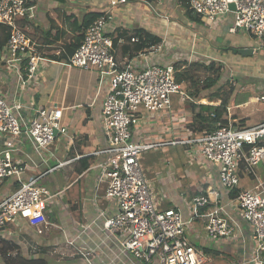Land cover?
<instances>
[{"label": "crops", "instance_id": "0c3cea01", "mask_svg": "<svg viewBox=\"0 0 264 264\" xmlns=\"http://www.w3.org/2000/svg\"><path fill=\"white\" fill-rule=\"evenodd\" d=\"M29 1L35 7V17L20 20V25L28 36L40 44L44 53H50L53 57L43 62L39 76L32 83L22 87L18 71L7 64L9 33L0 26V89L9 103L21 105L23 123L33 119L36 110L51 105L61 106L62 125L66 134L59 133L54 144L41 150L30 145L25 136L17 142L13 155L15 160L25 162L27 169L23 174L24 180L47 174L42 185L54 197L49 202V225L46 229L39 232L27 221L18 219L0 232V240L18 246L23 257L46 255L51 260L50 264H162L159 256L147 262L122 252L103 229L105 219L100 213L104 212L107 218L116 212L115 203L105 198V186L99 182L100 170L96 166L107 160V155L100 152L108 145L102 124V110L109 84L106 81L99 86V73L95 68H68L65 64L80 43L78 36L82 32L83 19L88 12L111 14L113 20L107 25V33L113 37L115 57L121 64L127 60L133 61L136 70L150 64L168 65L180 60L206 64L220 62L229 50L239 54L241 49H253V53L247 55L253 60L258 52L264 54V49L252 34L231 31L234 21L232 13L215 22L199 17L197 20L192 19L187 13L188 0H128L116 7H112L109 0ZM139 30L161 38L158 47L150 48H154L150 54L146 52L150 49L137 51L136 43L130 41L131 36ZM232 62L238 65L245 63L235 59ZM242 78L244 82L248 80L246 75ZM262 82L258 81L249 87H258L255 90L262 95ZM221 84L219 82L211 90L202 91L195 99L189 95L187 98L178 95L180 98L176 102L174 96L169 112L141 111L137 114L140 125L135 128L136 138L174 142L172 145L182 144L188 151V145H191L188 141L202 135L195 133L194 137L191 133L192 124H196L197 128L199 126L194 118L201 112V106L221 103L219 98L212 97L222 92ZM233 91L231 87L224 117L231 118L238 128L264 123V116L256 122L250 120L258 112L259 95ZM240 93L242 99L237 103ZM179 116H184V120ZM3 141V136H0V150ZM198 156V170L185 169L179 180L174 182L180 188L185 178L189 177L191 181L186 183V190L180 194L175 190L174 195H169L166 187L169 178L164 177L158 180L159 193L166 192L168 198L164 203L156 199L164 207L177 206L188 220L192 216L190 204L193 197L201 191L218 190L219 203L226 207L231 221L238 225L235 234L224 239L210 238L205 226L211 207H205L189 224L187 238L201 250V254H208V258L202 256L203 264H243L253 252L254 229L243 220L237 206V196L240 191L251 188L258 178L264 180V161L254 172H250L242 161L238 169L240 185L237 190L228 192L220 182L218 166L205 161L200 154ZM53 161L56 164L52 165ZM56 171L62 173L58 180L53 178ZM18 187L17 180H12L9 185L0 183L4 196L13 194ZM69 239L76 240V246L89 253V261L81 255L72 254V249L65 245ZM57 246L62 248L58 249ZM52 249L60 256L54 255ZM0 264H5L1 257Z\"/></svg>", "mask_w": 264, "mask_h": 264}, {"label": "built area", "instance_id": "2783aa9c", "mask_svg": "<svg viewBox=\"0 0 264 264\" xmlns=\"http://www.w3.org/2000/svg\"><path fill=\"white\" fill-rule=\"evenodd\" d=\"M127 1L109 0V4L116 7ZM231 3L235 4L234 11L230 9ZM188 4L211 22L234 14L231 31L252 34L264 49V0H188ZM26 17H35V7L29 0H0V26L7 27L9 33L7 64L18 71L22 87L32 83L39 76L43 62L53 57L44 53L40 44L23 30L20 20ZM112 20L111 14H103L91 23L65 61L68 68L97 69L99 86L106 81L109 84L102 110L108 145L100 152L107 155V160L96 166L100 170L99 182L105 186V198L115 203L116 212L107 218L104 212L100 213L105 219L103 229L122 252L140 260L150 262L159 256L162 264H203V255L186 235L200 210L211 207L205 230L212 239L231 237L238 225L219 203L220 192L216 189L201 191L193 197L192 216L188 220L177 206L164 207L156 199L142 167L143 153L174 142L137 139L135 128L140 125L137 114L143 110L169 112L173 94L182 98L188 96L175 79L174 64L155 63L136 70L131 60L119 63L113 52V37L107 33V25ZM130 41L137 43L139 38L133 36ZM154 48L146 52L150 54ZM257 100L264 103V94ZM20 109L21 105L9 103L0 89V136L4 138L0 150V183L9 185L17 180L19 184L9 196H4L0 190V232L18 219L42 232L49 225V202L54 197L42 185L47 174L24 180L25 162L15 160L13 152L23 136L41 150L54 144L59 133L66 134L62 125L63 108L51 105L36 110L35 117L28 123H23ZM179 117L184 120V116ZM188 143L198 145L201 158L218 166L223 188L233 192L240 185L239 164L245 162L248 170L254 172L264 161V123L238 128L231 118L224 117L211 131ZM237 206L243 220L254 229L253 252L243 264H264V180L258 178L251 188L240 191ZM65 245L72 249L73 255H81L89 261V253L76 246V240H66Z\"/></svg>", "mask_w": 264, "mask_h": 264}, {"label": "rangeland", "instance_id": "374dc122", "mask_svg": "<svg viewBox=\"0 0 264 264\" xmlns=\"http://www.w3.org/2000/svg\"><path fill=\"white\" fill-rule=\"evenodd\" d=\"M253 58L254 61L248 56H244L240 53L236 54L234 51L229 50L226 52V57H223L222 61L216 62L217 65L221 66L223 69L222 79L220 81V83H223L221 84V88H223L222 90L223 96L228 95V92L230 91L231 87H233L234 91L236 92H250V94H252L253 96L259 95L260 92L255 90L258 87L251 86L253 88L252 89L249 86L254 83L255 84L258 83V81L262 82V79H263L262 83H264V54L258 52L256 58L255 56ZM234 59L238 60L241 63L243 62L245 63L238 65L234 63L235 61L232 62V60ZM192 72H194L195 77L198 80L197 81L198 82L197 85H199L198 88L202 87L203 85L202 80L205 77L212 75L211 72L201 67H196ZM243 75L248 76L249 81L247 80L246 82H244V80H242ZM242 85H244V87L241 90ZM174 96H176L174 100L178 102L180 97L178 96V94H173L172 98ZM241 99H242V93H240L239 96L237 97V103H239ZM143 111L145 113H148L146 110ZM257 111L258 112L250 118L251 122H256L263 118L264 116L263 102L258 101ZM188 146H189L188 151L184 149V146L182 144H178V145H171L166 147L150 149L143 153V159L141 163L145 176L147 180L150 181L151 184L153 185L156 198L158 200H162L163 203L167 200L168 194L169 195L175 194L174 192L175 190L179 194L180 192L182 193L186 190V183L191 181L189 177L185 178V182L183 183V186L180 188H177L174 183L175 180L176 181L179 180V176L184 173L185 169L198 170L199 168L200 157L198 156L199 155L198 147L196 146V144H192ZM54 164H56L55 161L52 162V165ZM61 174H62L61 171H56L55 173H53V178L58 180L59 175ZM164 177H167V179L169 178V181L167 182L166 185V187L168 188V194L166 192L159 193V191L161 190L160 187L158 186V180H162V178L164 179ZM60 247L61 246H59V248ZM51 252H53L54 255L60 256V254L55 253V250L53 251V249ZM202 255L208 258V254H204L202 252Z\"/></svg>", "mask_w": 264, "mask_h": 264}, {"label": "trees", "instance_id": "16d2710c", "mask_svg": "<svg viewBox=\"0 0 264 264\" xmlns=\"http://www.w3.org/2000/svg\"><path fill=\"white\" fill-rule=\"evenodd\" d=\"M153 1V0H148ZM187 13L192 17V19L197 20L198 17L202 19L196 12H194L187 4ZM103 14L88 12L82 22V32L78 36V39L81 41L85 29L93 23L97 18L102 16ZM197 18V19H196ZM3 28L7 29V27L3 26ZM134 37H138L139 41L136 43L137 51H143L146 49H150L151 47H155L161 43V38L158 36L152 35L148 32L138 31ZM131 36V38L133 37ZM79 41V42H80ZM79 44V43H78ZM77 44V45H78ZM76 45V47H77ZM75 47V48H76ZM174 67L176 68L175 79L184 89L187 95L190 98L197 97L204 90H211L216 84H218L222 79L223 69L221 66L217 65L215 61H211L208 64L206 63H198V62H188L186 60H180L174 63ZM196 67H201L209 72H211V76H207L202 80V87L198 88L197 79L195 77L194 72H192ZM190 83V84H189ZM214 98H219L221 103L219 105H203L201 106L202 110L199 112L195 118L194 122L199 125L198 128L192 124V135L196 136L195 133H204L206 131H211L216 122L224 118V115L227 111V106L229 103V96H223V91L221 93H216ZM195 127V128H193ZM191 129V126H190ZM45 253V252H43ZM0 257L4 261L5 264H50V258L45 256H32L30 258L23 257L20 254L18 246L13 245L10 241H2L0 240Z\"/></svg>", "mask_w": 264, "mask_h": 264}, {"label": "water", "instance_id": "95a60500", "mask_svg": "<svg viewBox=\"0 0 264 264\" xmlns=\"http://www.w3.org/2000/svg\"><path fill=\"white\" fill-rule=\"evenodd\" d=\"M230 9L232 11L235 10V4L234 3L230 4ZM239 52H240V54H242L244 56H247V55H251L253 53V49H246V50L245 49H241V50H239Z\"/></svg>", "mask_w": 264, "mask_h": 264}]
</instances>
